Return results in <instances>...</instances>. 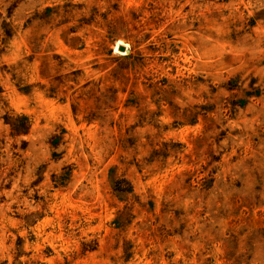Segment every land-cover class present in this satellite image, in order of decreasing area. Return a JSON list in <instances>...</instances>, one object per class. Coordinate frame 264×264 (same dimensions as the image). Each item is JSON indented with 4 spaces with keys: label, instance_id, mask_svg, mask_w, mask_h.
<instances>
[{
    "label": "rangeland",
    "instance_id": "rangeland-1",
    "mask_svg": "<svg viewBox=\"0 0 264 264\" xmlns=\"http://www.w3.org/2000/svg\"><path fill=\"white\" fill-rule=\"evenodd\" d=\"M0 264H264V0H0Z\"/></svg>",
    "mask_w": 264,
    "mask_h": 264
},
{
    "label": "water",
    "instance_id": "water-1",
    "mask_svg": "<svg viewBox=\"0 0 264 264\" xmlns=\"http://www.w3.org/2000/svg\"><path fill=\"white\" fill-rule=\"evenodd\" d=\"M120 51H121V52H125L126 49H125L124 47H120Z\"/></svg>",
    "mask_w": 264,
    "mask_h": 264
}]
</instances>
